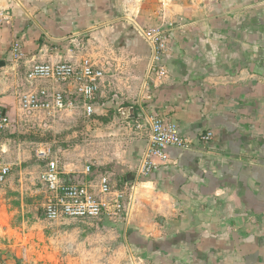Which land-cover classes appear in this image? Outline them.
<instances>
[{
    "label": "crops",
    "instance_id": "0c3cea01",
    "mask_svg": "<svg viewBox=\"0 0 264 264\" xmlns=\"http://www.w3.org/2000/svg\"><path fill=\"white\" fill-rule=\"evenodd\" d=\"M0 12L7 112L17 93L48 84L28 78L34 63L80 62L71 45L84 37L133 44V30L158 27L167 35L166 75L149 74L142 101L123 109L124 155L105 173L131 195L122 219L104 220L121 240H98L119 250L116 264H264V0H0ZM153 115L196 146L168 148V160L140 175ZM62 264L83 263L68 254Z\"/></svg>",
    "mask_w": 264,
    "mask_h": 264
},
{
    "label": "rangeland",
    "instance_id": "374dc122",
    "mask_svg": "<svg viewBox=\"0 0 264 264\" xmlns=\"http://www.w3.org/2000/svg\"><path fill=\"white\" fill-rule=\"evenodd\" d=\"M133 32L137 36L133 44L102 33L71 45V50L80 52L78 61L90 58L104 70L94 115L86 117L81 109L24 112L19 97L25 91L16 94V105L8 111L12 123L0 129V153L12 165L7 181L0 184V264H25L27 254L30 264H62L68 254L83 264H116L121 258L117 248L98 245L107 236L121 240L115 233L110 237L103 226L115 222L45 218L41 174L47 158L56 159L65 179L75 183H96L100 174L115 171L128 135L129 115L122 111L142 101L152 59L148 41L141 32ZM87 165L92 166L89 176L83 174ZM59 230L68 232L63 236Z\"/></svg>",
    "mask_w": 264,
    "mask_h": 264
},
{
    "label": "built area",
    "instance_id": "2783aa9c",
    "mask_svg": "<svg viewBox=\"0 0 264 264\" xmlns=\"http://www.w3.org/2000/svg\"><path fill=\"white\" fill-rule=\"evenodd\" d=\"M139 30L151 46L149 74L156 73L158 78L164 77L166 67L162 64V55L167 48L165 31L160 27ZM13 51L17 58L23 57L20 43H15ZM28 78L32 82L47 81L48 84L39 85L20 95L19 108L22 111L59 114L81 109L84 116L90 117L96 112L95 105L104 70L90 58H83L78 63L38 62L29 69ZM63 85L74 86L75 89H65L61 87ZM11 123V115L0 103V129L8 128ZM212 137L211 131L198 135L199 141L203 144ZM195 146L193 138L182 134L175 122L166 121L160 115H153L147 148L141 158L138 174L152 173L156 168V159L168 160L170 155L167 149L170 147L188 150ZM44 156L46 158L49 154L44 153ZM11 172L12 165L0 153V184L7 181ZM91 172L92 166L87 165L83 173L89 176ZM41 180L46 189L43 212L49 221L65 219L118 221L125 216L127 202L131 199L127 188L113 186L111 178L105 173L96 179V183L68 181L56 159H46Z\"/></svg>",
    "mask_w": 264,
    "mask_h": 264
},
{
    "label": "water",
    "instance_id": "95a60500",
    "mask_svg": "<svg viewBox=\"0 0 264 264\" xmlns=\"http://www.w3.org/2000/svg\"><path fill=\"white\" fill-rule=\"evenodd\" d=\"M4 65V63H0V66H3Z\"/></svg>",
    "mask_w": 264,
    "mask_h": 264
}]
</instances>
